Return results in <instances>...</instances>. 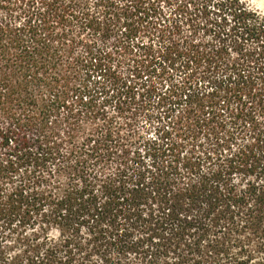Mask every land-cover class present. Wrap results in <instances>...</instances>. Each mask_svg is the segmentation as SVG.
Instances as JSON below:
<instances>
[{
	"label": "trees",
	"instance_id": "trees-1",
	"mask_svg": "<svg viewBox=\"0 0 264 264\" xmlns=\"http://www.w3.org/2000/svg\"><path fill=\"white\" fill-rule=\"evenodd\" d=\"M100 96L128 140L79 127ZM0 264H264V19L0 0Z\"/></svg>",
	"mask_w": 264,
	"mask_h": 264
},
{
	"label": "rangeland",
	"instance_id": "rangeland-1",
	"mask_svg": "<svg viewBox=\"0 0 264 264\" xmlns=\"http://www.w3.org/2000/svg\"><path fill=\"white\" fill-rule=\"evenodd\" d=\"M247 5L250 8L255 10L263 19H264V0H245ZM97 79V78H96ZM95 78H92L91 81H94ZM97 86H101L98 84ZM104 96H100L99 99H96V103L101 107V119H93L91 115L84 116L79 115L78 125L81 129H92L96 124L102 125L105 124L104 120L110 119L111 121V130H114L118 133L123 140H128L130 136L128 134H133L140 127V108L138 103L132 104L129 108L122 113H118L113 110L109 105H103L102 100ZM140 104V103H139ZM62 124V119H59ZM55 121V120H54ZM52 126V125H51ZM79 128V129H80ZM152 132L148 133L147 136L151 135ZM122 140V141H123Z\"/></svg>",
	"mask_w": 264,
	"mask_h": 264
}]
</instances>
